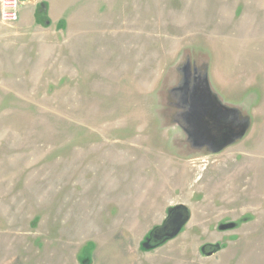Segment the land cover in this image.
<instances>
[{"label": "rangeland", "instance_id": "1", "mask_svg": "<svg viewBox=\"0 0 264 264\" xmlns=\"http://www.w3.org/2000/svg\"><path fill=\"white\" fill-rule=\"evenodd\" d=\"M19 8L0 22V264H264V0ZM178 206L179 235L144 250Z\"/></svg>", "mask_w": 264, "mask_h": 264}, {"label": "water", "instance_id": "2", "mask_svg": "<svg viewBox=\"0 0 264 264\" xmlns=\"http://www.w3.org/2000/svg\"><path fill=\"white\" fill-rule=\"evenodd\" d=\"M181 210H183L182 213ZM172 212H176L175 217L172 219V221L169 223V227H165L163 230H161L159 233H153L146 241L142 244V248L144 250H151L154 247H157L158 245L165 243L167 241L175 239L179 233L181 232L182 228L187 224L189 221V215L186 211V208L183 206H178L174 210L169 211V215ZM155 240L154 242H157L155 245H150V239ZM212 253H209L208 256H211Z\"/></svg>", "mask_w": 264, "mask_h": 264}, {"label": "built area", "instance_id": "3", "mask_svg": "<svg viewBox=\"0 0 264 264\" xmlns=\"http://www.w3.org/2000/svg\"><path fill=\"white\" fill-rule=\"evenodd\" d=\"M20 0H0V22L15 23L19 18Z\"/></svg>", "mask_w": 264, "mask_h": 264}, {"label": "flooded vegetation", "instance_id": "4", "mask_svg": "<svg viewBox=\"0 0 264 264\" xmlns=\"http://www.w3.org/2000/svg\"><path fill=\"white\" fill-rule=\"evenodd\" d=\"M175 214H176V212H172V213L169 215V220L167 219L166 224L162 227L161 230H163L165 227H169V223H170V222L172 221V219L175 217ZM154 241H155V240L150 239V245L153 246V245H155V244L158 243V241L155 242V243H154Z\"/></svg>", "mask_w": 264, "mask_h": 264}, {"label": "crops", "instance_id": "5", "mask_svg": "<svg viewBox=\"0 0 264 264\" xmlns=\"http://www.w3.org/2000/svg\"><path fill=\"white\" fill-rule=\"evenodd\" d=\"M36 1H41V0H36Z\"/></svg>", "mask_w": 264, "mask_h": 264}]
</instances>
